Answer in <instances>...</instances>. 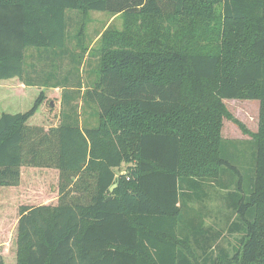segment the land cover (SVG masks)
Here are the masks:
<instances>
[{"label":"trees","instance_id":"1","mask_svg":"<svg viewBox=\"0 0 264 264\" xmlns=\"http://www.w3.org/2000/svg\"><path fill=\"white\" fill-rule=\"evenodd\" d=\"M91 11L123 19L94 52L98 126L29 123L47 89L78 91ZM0 81L44 88L0 113V198L24 167L59 180L54 204L21 206L15 264H264V0H0ZM226 99L260 102L243 172L239 140L222 136ZM210 183L235 214L225 230L206 223Z\"/></svg>","mask_w":264,"mask_h":264},{"label":"rangeland","instance_id":"2","mask_svg":"<svg viewBox=\"0 0 264 264\" xmlns=\"http://www.w3.org/2000/svg\"><path fill=\"white\" fill-rule=\"evenodd\" d=\"M71 13V12H70ZM81 13L72 12V33L76 22L80 19ZM80 25V24H79ZM78 25V26H79ZM123 19L106 12L91 11L90 19L85 25V42L87 51L79 49L82 53L81 62L78 66L77 77L81 83L78 91L75 87L50 88L46 91V99L42 105V110L33 116L29 123L42 124L46 128L60 124V119L64 113L72 118L77 117L81 127H96L100 121V111L96 103L87 100L86 92L93 90L98 77L99 58L94 53L100 47V38L106 29H121ZM68 61L65 62L64 69L68 68ZM69 64V63H68ZM39 69L41 64L38 61V53L35 49L27 51L26 66L31 70L32 66ZM73 76H70V85H73ZM0 85V113L3 111L9 113L25 112L31 108L41 90L36 87H30L23 92L22 88L14 87L2 83ZM65 92V93H64ZM70 98L69 104L67 97ZM226 109L232 118L223 119L222 136L225 139L239 140L240 151L235 150L236 164L242 172L246 165L251 163L253 157L252 134L258 131L259 124V100H224ZM244 128L247 130L245 131ZM127 163H123L115 171L117 174L127 170ZM228 179L227 177L224 178ZM58 173L54 169L24 167L22 169V180L16 189L5 191L4 197L0 198V264H15L16 258V239L17 223L20 216L22 205H38L43 203L54 204L57 198ZM208 198L204 203V210L208 214L206 218L207 225L215 229H224L227 222L235 219V214L227 209L223 199L226 190L220 189L217 184L210 183L206 185ZM17 199H12V198ZM197 209L201 206L193 204ZM236 236L226 234L225 246L230 247L234 244ZM231 243V244H230Z\"/></svg>","mask_w":264,"mask_h":264},{"label":"crops","instance_id":"3","mask_svg":"<svg viewBox=\"0 0 264 264\" xmlns=\"http://www.w3.org/2000/svg\"><path fill=\"white\" fill-rule=\"evenodd\" d=\"M2 83H6V84H7V82H4V81L1 82V81H0V85H3ZM7 85H8V84H7ZM18 87H19V88H22V89L24 88V86H23L22 84H20ZM57 88L60 89V87H57Z\"/></svg>","mask_w":264,"mask_h":264},{"label":"water","instance_id":"4","mask_svg":"<svg viewBox=\"0 0 264 264\" xmlns=\"http://www.w3.org/2000/svg\"><path fill=\"white\" fill-rule=\"evenodd\" d=\"M115 187H116V184H114V185L111 187V190H113Z\"/></svg>","mask_w":264,"mask_h":264}]
</instances>
